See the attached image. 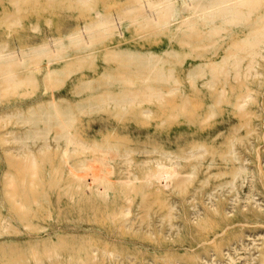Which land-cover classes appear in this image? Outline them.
<instances>
[{
	"label": "rangeland",
	"instance_id": "374dc122",
	"mask_svg": "<svg viewBox=\"0 0 264 264\" xmlns=\"http://www.w3.org/2000/svg\"><path fill=\"white\" fill-rule=\"evenodd\" d=\"M123 1L27 0L15 9L6 1L5 9L0 0V44L28 47L47 35L68 41V33L82 24L78 20L88 14L89 6L118 12ZM133 29L130 26L124 33L98 41L85 62L65 44L70 50L55 63L69 67L64 68L65 74L53 78L54 89L70 98L83 78H90L95 85L88 88L90 93L100 96L102 87L109 85L108 93L118 96L120 88L136 90L148 84L143 77L111 70L118 65L111 50L121 46L157 49L165 44L162 38L166 27L140 33L147 38L136 37ZM224 40L236 42L239 37L225 36ZM260 48L258 54L246 53L240 74L230 75L228 83H224V74L213 84L199 78L196 82L182 78L172 89L151 95L135 93L137 101L151 107L150 112H115L106 128L99 129L101 137L95 141L99 145L114 144L121 154L114 156L109 186L100 187L101 193L95 191L84 201L73 196L75 181L60 164L61 152L56 146L48 148L51 152L37 149L33 159L31 154H24L26 151L16 149L24 142L19 137L25 135L19 129L26 124L0 120V212L14 220L10 226L0 228V264H234L232 258L242 259L244 248H225L230 259L221 257L215 248L226 245V239L243 228L252 233L248 236L252 240L261 242L264 236L255 234L264 230V44ZM190 58L188 53H177L165 65L173 64L175 71L183 73ZM104 66L109 73L100 70ZM36 80L26 78L15 92L0 95V107L16 110L17 105L44 89L47 95L45 76L39 73ZM224 85L225 92L221 93ZM180 93L189 98L166 109L164 102L168 100H161L163 96ZM106 96L80 113L85 119L78 123V130L86 141H92L96 133L88 132L95 120L87 116L88 112L106 116L109 111L102 105L113 101ZM59 128L54 127L53 136L61 131ZM91 145L93 151L96 146ZM8 151L10 158L14 153L17 155L12 159L18 156L10 164ZM20 157L24 162L31 160L34 166L30 168V162L20 166ZM239 163L244 174L236 173ZM25 174L34 181L25 180ZM187 174L192 178L180 184V178ZM10 175L15 180L13 198L7 188ZM23 179L26 187L22 186ZM10 199L23 203L12 204ZM124 208H130V215L136 217L134 226L122 224ZM22 216L25 221L20 220ZM148 222L153 223L149 229L144 226ZM3 236L10 241L5 243ZM39 236L49 237L44 239L46 242H37ZM94 247L100 258L93 262L88 257ZM110 253L131 256L134 261L102 260Z\"/></svg>",
	"mask_w": 264,
	"mask_h": 264
},
{
	"label": "bare ground",
	"instance_id": "6f19581e",
	"mask_svg": "<svg viewBox=\"0 0 264 264\" xmlns=\"http://www.w3.org/2000/svg\"><path fill=\"white\" fill-rule=\"evenodd\" d=\"M6 1L12 9H15L27 0H1L3 7ZM81 1L83 3L87 2V0ZM6 7L4 8L6 9ZM89 14H93V16L90 17ZM78 23L82 24L67 35L69 42L63 41V38L58 36L47 35L42 37L38 43L28 47L8 46L5 42L0 44V95L9 91L15 92L26 78L35 81L39 73L43 74L48 81L47 86H45L48 90L47 95L43 94L46 91L44 89L40 95L28 99L22 105H17L16 110H7L6 107L1 106L0 120H8L9 122L14 119L15 121H23L26 124L25 128L19 129V133L25 135V137L23 135L19 137L24 142L22 145L16 146V149L26 151L24 154H31L30 157H33V159L37 149L43 150L45 148L48 151L51 147L56 146L61 152L60 164L65 166L64 168L75 181V188L72 191L73 196L75 199L84 201L90 199V194L95 191L101 193L100 187L103 186L106 189L109 186L113 172V162H115L114 156L121 154L120 151L114 148V144L99 145L95 141L101 137L98 134L99 129L106 128L108 119L112 115L115 116V112L149 113L151 107L137 101L138 97L135 93L143 92L144 95H151L166 88L172 89L182 78H188L190 82H196L199 78L201 82L213 84L221 74H224V83H228L230 75L240 74L241 59L248 52L260 53V46L264 44V0H125L118 12H112L111 9L107 10L102 7L94 9L89 6L88 14H84L83 19H79ZM130 26H133L135 36L139 38H147V35L140 34L143 31L160 30L166 27V36L162 38L165 44L160 45L157 49H151V47L135 49L121 46L111 50L114 58L118 61V65H113L111 70L126 74L128 77L133 75L143 77V80L147 81L148 84L136 90L120 88L118 96L108 93L110 91L109 85L102 87L103 92L100 96H97L96 93H90L88 88L95 86L92 85L90 78H83L84 80L73 91V96H70V98L64 91L58 92L54 89L52 85L53 78L58 74H65L64 68L69 67L66 63L63 65L55 63L63 58L66 51L73 47L75 53L79 54L78 59L85 62L90 59L93 48L98 41L107 38L108 35L116 36L124 33ZM225 36H237L239 40L236 42L225 41ZM65 44H68L70 49L66 48ZM177 53H188L191 56L186 67L179 68L182 69L183 73L175 71L173 64L165 65ZM104 68L100 69L101 71L104 70L103 74L109 73L107 66H104ZM224 92L225 85L221 90V93ZM104 94L109 95L106 97L113 99V101H110L111 103L102 105L109 112L106 116L99 117L88 112L87 116L96 120L90 123L88 132L96 131V133L93 136L95 142L93 140L86 141L80 137L81 134L78 130V123L85 119V116L80 113L86 112L88 106L93 102L100 101V97ZM166 96L164 95L161 99L168 100V102H164V106H167L166 109L175 105L176 102L181 101L183 103L184 99L189 98L184 93ZM58 125L61 131L53 136V129ZM7 131L15 132L14 129H8ZM5 135H7L6 132ZM40 138L42 140L38 141L37 139ZM29 139H33V141ZM92 142L96 146L93 151L90 148ZM8 153L6 156L9 157L11 152L8 151ZM14 155L9 159L11 160ZM29 155L26 156L27 159L30 158ZM17 157H15L16 160ZM15 158L8 163L13 162ZM24 159L22 161L18 159L20 166L28 165L29 162L32 163L30 168L34 166L35 163L31 160L24 162ZM237 168L236 173L245 171L240 163L237 164ZM25 169L23 172H25ZM28 170L31 172L29 167ZM33 171L36 172V170ZM28 175L24 179L33 182L34 180L32 181L27 177ZM191 176L187 174L181 177L180 184L189 181L192 178ZM126 177V183L129 184L128 178L131 177V173ZM24 179L23 185L20 182L18 183L20 186H25V182L28 185ZM7 180V188L11 191L10 195L13 198L14 192L11 188H14L15 185L14 176L10 175ZM16 201L23 203L20 200L10 199L12 204H15ZM122 216V219H124L122 224L129 227L134 226L133 223L136 217L130 215V208H124ZM25 218V216H22L20 220ZM13 221L11 216L0 212V228L10 226V222ZM15 226H17L16 223ZM144 226L149 229L153 226V223L148 222ZM159 226H162V222ZM79 233L77 235H80ZM256 233L264 235V230L255 231ZM250 234L252 233H249L245 228L239 230L235 235L226 239V245L219 244L215 248V252L221 257L226 255V258L230 259V252L225 251V248H231L232 250L244 248L245 256L242 259L236 261L235 258L231 257L234 264H264V251L262 252L264 236L263 240L258 242L254 237L253 240L250 239L248 237ZM48 237L39 236L37 242L48 239ZM2 240L5 243L10 241L4 236ZM44 241L46 242V240ZM130 241L133 242V240ZM130 241L127 242L130 243ZM157 244L160 245L161 241ZM96 250V247H94L92 253L87 254L93 262L100 258ZM261 252V256L258 255ZM110 254L109 257L103 255L102 260L134 261L131 256L123 257L119 253L118 255ZM150 259L152 262L153 259ZM85 260L87 261V259ZM85 260L81 259V262ZM211 264L219 263L215 261ZM221 264H224V262Z\"/></svg>",
	"mask_w": 264,
	"mask_h": 264
}]
</instances>
